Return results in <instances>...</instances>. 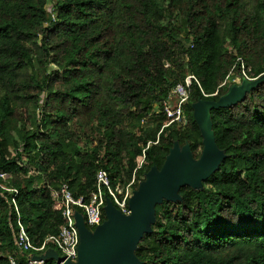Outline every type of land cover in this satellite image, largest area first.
<instances>
[{
	"label": "trees",
	"instance_id": "1",
	"mask_svg": "<svg viewBox=\"0 0 264 264\" xmlns=\"http://www.w3.org/2000/svg\"><path fill=\"white\" fill-rule=\"evenodd\" d=\"M205 103L214 168L154 204L133 264H264V0H0V264L27 261L18 219L36 247L59 233L63 183L89 201L104 171L129 204L174 156L200 162Z\"/></svg>",
	"mask_w": 264,
	"mask_h": 264
},
{
	"label": "water",
	"instance_id": "2",
	"mask_svg": "<svg viewBox=\"0 0 264 264\" xmlns=\"http://www.w3.org/2000/svg\"><path fill=\"white\" fill-rule=\"evenodd\" d=\"M212 104L205 103L198 107L195 118L205 137L203 158L196 163L186 152L183 156H174L166 163L159 175L150 177L146 186L130 201L132 215L124 218L110 205L106 208L108 222L90 233L83 222H79L82 245L78 264H133L129 254L137 246L151 222L150 213L154 204L162 199H174L178 190L185 185H194L208 177L218 158L211 129L201 113ZM110 204V203H108ZM32 261L62 263L54 249H48L43 255L32 256Z\"/></svg>",
	"mask_w": 264,
	"mask_h": 264
},
{
	"label": "built area",
	"instance_id": "3",
	"mask_svg": "<svg viewBox=\"0 0 264 264\" xmlns=\"http://www.w3.org/2000/svg\"><path fill=\"white\" fill-rule=\"evenodd\" d=\"M192 81L197 82L194 76L189 75L185 79L184 84H179L173 89L172 99L176 101L174 104L168 101L163 103L164 112L170 119V122L166 127L173 123L182 124L184 121L183 106L188 100L189 88L192 85ZM142 124H145V122H142ZM1 177L3 179L7 178L6 175H2ZM131 184L128 185L125 190L119 187L113 190L108 174L104 171H100L96 179V190L92 193L89 201H86L83 197H74L69 185L63 183L59 190L55 191L57 199L63 206L62 218L64 221V224L57 235L48 237L41 247H36L27 235L25 228L20 223V219L17 221L18 231L15 243L19 249L29 255L26 257L27 261L25 264H43L32 261L31 257L43 255L48 250V244L53 246L51 249H54L57 252L62 263L68 262L69 264H78L79 251L82 245V235L79 230V222H83L87 228H95L96 230L104 225L102 221V208L105 205V190L117 206L116 212L124 218L131 217L132 211L129 206L130 203L128 204L131 193ZM10 191L15 194V197L17 196V191ZM119 196H123V198L120 199ZM107 205L112 206L111 204ZM16 211H18L17 208ZM9 263L18 264L14 257H9ZM55 263L58 264L57 262Z\"/></svg>",
	"mask_w": 264,
	"mask_h": 264
},
{
	"label": "rangeland",
	"instance_id": "4",
	"mask_svg": "<svg viewBox=\"0 0 264 264\" xmlns=\"http://www.w3.org/2000/svg\"><path fill=\"white\" fill-rule=\"evenodd\" d=\"M234 82L235 83H239L240 81L238 80V79H235L234 80ZM36 114H37V112H35ZM132 195H131V193H130V197H131ZM107 207H109L108 205H107ZM95 231H96V229L95 228H92V229H90V233H92V234H94L95 233ZM45 264H56L54 261H48L47 263H45Z\"/></svg>",
	"mask_w": 264,
	"mask_h": 264
}]
</instances>
